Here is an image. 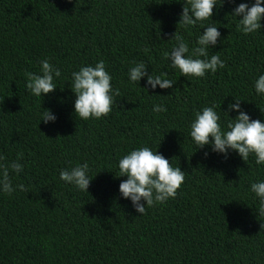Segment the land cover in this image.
Returning <instances> with one entry per match:
<instances>
[{
    "label": "trees",
    "instance_id": "trees-1",
    "mask_svg": "<svg viewBox=\"0 0 264 264\" xmlns=\"http://www.w3.org/2000/svg\"><path fill=\"white\" fill-rule=\"evenodd\" d=\"M185 2L0 0V156L10 163L23 154V170L10 172L15 191L0 190V264H264V215L251 191L264 182V164L254 154L245 162L235 150L225 156L211 144L199 148L190 136L204 107L214 106L228 131L239 112H224L236 100L264 123V94L255 91L264 75V18L260 30L244 34L242 17L232 13L255 0H216L211 18L186 28L179 24ZM208 25L221 33L208 58L219 55L226 66L203 78L183 76L165 57L173 36L191 54ZM45 59L61 75L53 92L37 97L25 74H40ZM101 60L120 95L108 116L83 120L72 73ZM140 62L173 87L131 81ZM155 105L167 111L154 112ZM45 109L55 122L41 121ZM144 146L180 167L185 181L176 198L140 215L119 191L127 176L118 165ZM84 163L88 192L59 176Z\"/></svg>",
    "mask_w": 264,
    "mask_h": 264
},
{
    "label": "clouds",
    "instance_id": "clouds-1",
    "mask_svg": "<svg viewBox=\"0 0 264 264\" xmlns=\"http://www.w3.org/2000/svg\"><path fill=\"white\" fill-rule=\"evenodd\" d=\"M264 0H255L251 7L247 3H240L233 11L239 19L237 26L244 34L254 33L262 28L261 20L264 18ZM216 0H186L179 24L190 27L198 22L208 20L213 16ZM191 12V15L189 14ZM178 24V25H179ZM204 32L197 41V47L191 50L183 37L177 32L173 38L176 46L171 53H165L170 59L171 67L177 68L183 76L203 78L209 71L215 73L218 68L226 65L219 55L213 54L209 57V48L215 47L221 33L214 25L204 27ZM196 57V58H193ZM200 57H204L201 59ZM40 74L26 73V89L31 94L40 97L53 92L57 86L54 77H60L61 72L55 68L47 59L41 62ZM166 75V74H165ZM130 80L139 82L147 77V85L152 89L159 86L161 89L173 87L174 82L162 79L161 76L148 74L147 66L140 62L129 71ZM112 77L106 71L104 61H99L93 66L81 67L79 71L72 73V91L76 95L74 104L75 114L83 120L106 117L112 111L114 96H119V90H113ZM257 94H264V75L259 76L255 82ZM236 100V99H235ZM239 112L235 119H231L227 125L228 131H223L220 126V116L213 107H204L202 112H197L195 120L191 123L190 136L195 144L202 148L211 144L214 152L223 153L227 156L229 150H235L246 162L250 154L255 155L257 165L264 164V123L259 119L253 120L241 109L240 100L228 105L224 113L228 116L231 111ZM154 112H166L163 105H155ZM264 112V109H261ZM57 117L48 109L41 114V121L55 122ZM22 153L18 154L17 160L4 163L5 158L0 156V190L12 194L10 172L19 173L23 166L19 163ZM207 155V153L205 154ZM119 176H127V179L119 185V191L123 198L130 199L136 212L140 215L146 213V206L163 204L169 198H176L178 190L185 181V172L180 167H173L168 159L157 151L144 146L131 151L119 161ZM89 166L87 163L76 166L71 170H61L60 179L69 184H74L81 191H87L91 179L87 175ZM20 191H25V186H17ZM251 191L260 200L259 212L264 215V182L251 184ZM142 201L146 203H142Z\"/></svg>",
    "mask_w": 264,
    "mask_h": 264
}]
</instances>
